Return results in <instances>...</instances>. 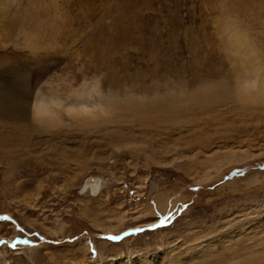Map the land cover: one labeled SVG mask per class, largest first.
Segmentation results:
<instances>
[{
    "label": "rangeland",
    "instance_id": "rangeland-1",
    "mask_svg": "<svg viewBox=\"0 0 264 264\" xmlns=\"http://www.w3.org/2000/svg\"><path fill=\"white\" fill-rule=\"evenodd\" d=\"M2 215L0 264H264V0H0Z\"/></svg>",
    "mask_w": 264,
    "mask_h": 264
},
{
    "label": "snow or ice",
    "instance_id": "snow-or-ice-1",
    "mask_svg": "<svg viewBox=\"0 0 264 264\" xmlns=\"http://www.w3.org/2000/svg\"><path fill=\"white\" fill-rule=\"evenodd\" d=\"M43 113L41 112V109L38 107L36 109V116L39 118ZM240 175H242V173H238ZM165 219H167V217H165ZM12 218L10 216H7V215H2L0 216V221H11ZM164 221H161V223H163ZM18 227V230L20 232H23L24 229L23 228H19V226L17 225ZM138 231H143L142 229H138ZM37 236L39 235L38 233L36 234ZM109 239H114V237H108ZM40 239H43V237H40ZM6 242L5 241H2L0 240V245H3L5 244ZM30 244V241L28 239H17L16 241H14L13 243H11L9 245V247L12 249V250H16L18 248V245H29Z\"/></svg>",
    "mask_w": 264,
    "mask_h": 264
},
{
    "label": "bare ground",
    "instance_id": "bare-ground-1",
    "mask_svg": "<svg viewBox=\"0 0 264 264\" xmlns=\"http://www.w3.org/2000/svg\"><path fill=\"white\" fill-rule=\"evenodd\" d=\"M196 101H197V103L198 104H200L201 106H206V101H205V98H203V96H201V95H198L197 96V99H196ZM131 106V105H130ZM40 108L41 109V112L43 113V112H47V113H49L48 111H49V108H47V106H46V104L43 102V101H39L38 102V104L36 105V107H35V111H36V109L37 108ZM134 107V110H135V112L138 114V115H143V109L142 108H140V107H138V106H133ZM83 108H86V107H83ZM1 111H5L4 109H1ZM92 181H94V180H92Z\"/></svg>",
    "mask_w": 264,
    "mask_h": 264
},
{
    "label": "water",
    "instance_id": "water-1",
    "mask_svg": "<svg viewBox=\"0 0 264 264\" xmlns=\"http://www.w3.org/2000/svg\"><path fill=\"white\" fill-rule=\"evenodd\" d=\"M117 239H120V237H119V238H117Z\"/></svg>",
    "mask_w": 264,
    "mask_h": 264
}]
</instances>
